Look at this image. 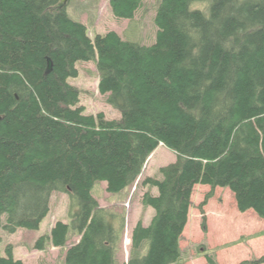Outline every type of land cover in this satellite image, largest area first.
<instances>
[{"label": "trees", "instance_id": "trees-1", "mask_svg": "<svg viewBox=\"0 0 264 264\" xmlns=\"http://www.w3.org/2000/svg\"><path fill=\"white\" fill-rule=\"evenodd\" d=\"M143 1L110 6L132 19ZM59 2L0 0V230L39 229L62 191L72 199L70 221H57L37 249L64 247L74 232L80 238L64 264H183L197 184L212 187L201 202L205 231L204 206L218 186L240 211L264 218V0H160L150 45L114 30L92 37L66 7L53 9ZM79 61L96 63L99 91L120 120L86 111L69 81ZM161 143L177 158L161 179L139 183L155 214L148 225L138 220L120 260L125 215L102 207L92 190L98 181L112 193L133 186ZM0 264L25 263L9 244ZM237 264H264V255Z\"/></svg>", "mask_w": 264, "mask_h": 264}, {"label": "rangeland", "instance_id": "rangeland-1", "mask_svg": "<svg viewBox=\"0 0 264 264\" xmlns=\"http://www.w3.org/2000/svg\"><path fill=\"white\" fill-rule=\"evenodd\" d=\"M159 2L160 0H144L132 19L115 17L110 6V0H69L66 11L72 19L85 23L92 37L98 33L105 34L114 30L127 40L150 45L156 41L155 15ZM193 7L206 11L207 4L195 2ZM77 67L79 75L71 77L69 81L80 89L81 103L86 106V111L94 113L104 111L108 118L120 120V110L108 102V94L104 95L99 91V72L96 63L94 61H79ZM176 158V153L161 143L148 158L141 176L133 186L112 193L108 192L105 181H98L95 184L92 193L101 206L124 214L126 218V227L119 252L120 260L127 261L129 258L131 233L138 220H142L145 225H148L155 214L154 208L143 205L142 195L148 188L139 183L145 176L161 179L163 177L160 172L161 167L174 162ZM151 190L154 194H158L157 188ZM211 190L212 187L208 184L195 186L188 222L189 230L180 242L183 264H209L205 257L207 253L214 255L217 260L220 258L224 264H231L235 256L244 257L243 260L248 257L249 259L258 257L259 253L264 251V232H258L256 235L258 236L257 243H250L247 240L249 246L246 241L243 242L245 237L239 239L240 241L243 240L240 243V241H234L227 234L231 220H235V212L239 214L245 212L238 209L235 195L228 187H216L213 195L208 199L204 206L207 229L206 231L203 229L201 202ZM71 206L72 199L68 193L53 192L50 211L39 229L19 228L13 233L5 229L0 230L1 254L6 255L7 246L12 244L15 257L22 259L25 264H64L68 246L70 247L80 238L76 233H70L69 241L64 247H57L48 242L45 249H37L35 244L41 235L51 231L57 221H70ZM232 208L234 210H231ZM215 209H217V213L213 212ZM206 210L209 212L210 219ZM222 210L224 214H218ZM199 215H201L200 224ZM252 215L258 216L260 222L264 221V218L260 217L253 209L245 214L248 218ZM262 230L264 231V229Z\"/></svg>", "mask_w": 264, "mask_h": 264}, {"label": "crops", "instance_id": "crops-1", "mask_svg": "<svg viewBox=\"0 0 264 264\" xmlns=\"http://www.w3.org/2000/svg\"><path fill=\"white\" fill-rule=\"evenodd\" d=\"M222 208V207H221ZM218 209V208H217ZM217 209L213 210V212H216ZM223 209V208H222ZM227 209V208H226ZM231 210H234L233 208ZM251 210V209H249ZM249 210L245 211L246 213L249 212ZM254 210V209H253ZM228 211V210H226ZM255 211V210H254ZM243 213V214H239L238 212H235L236 214V217H235V220H231L232 222H230L229 224V229H228V233L232 238L233 240H237V241H240L239 239L245 237L242 241L245 242L246 241V244H248L249 246V242L250 243H254V242H258L256 239L258 236H256L258 234V232H264L262 229H264V221L260 222L258 216H251L250 218H248L247 216H245L246 213ZM256 212V211H255ZM206 213L208 214L209 216V219H210V215H209V212L208 210H206ZM217 213V212H216ZM257 213V212H256ZM220 215L224 214V211L222 210V212L218 213ZM258 214V213H257ZM189 219H190V213H189ZM199 224L201 223L200 220H201V215H199ZM217 220V219H215ZM225 220L223 219V222ZM189 222V220H188ZM197 222V221H196ZM262 224V225H261ZM189 230V224L187 223L186 227H185V230L183 232V235H182V239H183V236L186 234V232ZM181 239V241H182ZM249 240V242L247 241ZM242 241H240V243H242ZM181 245V244H180ZM264 255V251L263 253H259L258 257H261ZM248 256H251V255H248ZM205 257H206V254H205ZM255 258V257H253ZM219 260H217L220 264H224L220 258H218ZM243 259H245L244 257H239V256H235L232 263L231 264H237L239 263L240 261H242ZM249 259V257L247 258ZM251 259V258H250ZM207 260V259H206ZM208 262V261H207Z\"/></svg>", "mask_w": 264, "mask_h": 264}, {"label": "water", "instance_id": "water-1", "mask_svg": "<svg viewBox=\"0 0 264 264\" xmlns=\"http://www.w3.org/2000/svg\"><path fill=\"white\" fill-rule=\"evenodd\" d=\"M68 1L69 0H60V2L56 6L53 7V9H55V10H62V9H64L67 6ZM50 68H51V61H50ZM1 120H2V116H0V121Z\"/></svg>", "mask_w": 264, "mask_h": 264}, {"label": "bare ground", "instance_id": "bare-ground-1", "mask_svg": "<svg viewBox=\"0 0 264 264\" xmlns=\"http://www.w3.org/2000/svg\"><path fill=\"white\" fill-rule=\"evenodd\" d=\"M169 164V163H168ZM138 180V179H137ZM69 247V246H68ZM124 263V262H123Z\"/></svg>", "mask_w": 264, "mask_h": 264}]
</instances>
